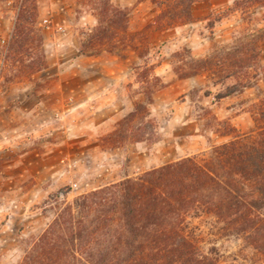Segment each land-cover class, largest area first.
I'll use <instances>...</instances> for the list:
<instances>
[{
  "label": "rangeland",
  "instance_id": "rangeland-1",
  "mask_svg": "<svg viewBox=\"0 0 264 264\" xmlns=\"http://www.w3.org/2000/svg\"><path fill=\"white\" fill-rule=\"evenodd\" d=\"M111 1L128 11L129 33L134 36L133 42L137 49H118L114 53L104 52L98 56L80 55L78 48L84 41L83 34L97 26L96 17L81 7L78 0H38L36 28L43 38L28 39L23 53L19 55L24 63L19 64L12 60L5 62V58L21 0H0V131L3 133L9 129L7 134L14 141L13 150L0 151V164L5 160L18 162V166L7 172L11 176L9 184L5 186L4 180L0 184V194L10 195L12 192L14 201L8 204V207L11 206V218L0 221V264L22 263L25 253L55 214L50 199L62 192L64 197L59 198V203L73 202L78 196L109 186L105 184L111 182L109 177L105 179V175H102L103 168L97 165L98 162L86 156V150L94 144L95 139L79 137L81 130L75 139L68 138L69 124L63 120L54 124L59 129L50 137L58 140L59 146L53 149V153L47 152L45 148V152L49 153V156H45L48 160L45 163H54L59 167L54 172L57 173L55 179L49 178L51 172L48 171L27 170L20 161L23 135L39 132L38 122H27L21 117V111L45 99L46 90L59 79L55 73L58 66L63 65L62 62L81 57L72 61L70 66L90 70L101 67L98 57L108 54L123 61L128 69L122 94L124 102L131 106L130 112L117 123L111 134L102 138L101 145L124 148L126 159L123 168L126 175L132 166L129 154L134 152V144H140L150 153L158 155V150L154 149L166 142L165 155H171H163L157 163H151L143 170L139 162L135 163L136 171L139 172L134 173L138 174L127 178H136L152 169L196 155L198 153H193L200 148L204 152L212 146L225 143L228 138L215 133L223 122L236 128L239 134H247L255 129L249 111L264 95V38L237 37L244 27L264 30V8L242 13L234 10L235 0H203L193 6L192 22L159 30L155 25L159 10L149 0ZM49 38L77 40L74 56L68 52L65 57L53 56L54 46L46 43ZM240 40L258 42V61L249 70L254 77L252 88L218 98L227 86L235 83L233 80H228L224 85L214 84L206 75L182 79L176 73L187 52L194 59H204L222 50L234 49ZM154 76L160 82L150 101L147 90L154 89ZM93 77L83 74L70 82L78 101L85 95L83 83ZM51 102L48 103L49 108ZM139 105L144 108L141 114L143 118L130 124L127 138L114 137L113 134L122 128L121 124ZM59 106L57 108L62 112L68 108L64 101ZM74 118L78 122L81 116L76 115ZM41 121L47 123L50 118L44 116ZM134 135L144 140L136 142ZM47 139L45 137L44 141ZM0 141L3 142L2 135ZM35 159L28 156L25 161L34 163ZM72 169L73 173H69ZM8 176L3 169L0 170V178ZM189 220V231L196 232L202 251L218 256L221 264H264V257L248 247L242 239L227 236L213 219L190 217Z\"/></svg>",
  "mask_w": 264,
  "mask_h": 264
},
{
  "label": "trees",
  "instance_id": "trees-1",
  "mask_svg": "<svg viewBox=\"0 0 264 264\" xmlns=\"http://www.w3.org/2000/svg\"><path fill=\"white\" fill-rule=\"evenodd\" d=\"M158 7L159 30L192 22L193 6L203 0H149ZM38 0H21L7 60L24 63L29 38H43L36 28ZM91 11L97 26L83 34L80 55L98 56L118 49H137L129 33V13L111 0H78ZM234 10L251 13L264 0H235ZM237 38H264V30L242 29ZM257 40H240L234 49L204 59L187 52L176 73L182 79L206 75L214 84L233 80L224 98L253 87L250 69L259 57ZM31 68V67H30ZM153 71V68H151ZM155 87L147 90L151 101ZM139 105L113 135L127 138L130 124L141 120ZM255 129L239 134L223 122L215 133L228 140L208 150L127 178L59 203L50 199L55 214L25 253L21 264H221L202 251L190 217L213 219L227 236L242 239L264 257V95L249 111ZM142 116V117H141ZM141 142L142 137L133 136ZM53 203L55 205H53Z\"/></svg>",
  "mask_w": 264,
  "mask_h": 264
},
{
  "label": "crops",
  "instance_id": "crops-1",
  "mask_svg": "<svg viewBox=\"0 0 264 264\" xmlns=\"http://www.w3.org/2000/svg\"><path fill=\"white\" fill-rule=\"evenodd\" d=\"M46 43L48 46H50V44L54 46L53 56L56 55L58 58L65 57L66 52L73 55L77 48V40L71 38H49ZM98 58H100L102 66L98 68L93 67L90 70L88 68L70 66L72 61L81 59V57L72 59V61L62 62L63 65H59L55 73L59 79L49 90H46L45 99H40L31 108L22 109L21 117L26 119L29 123L37 121V126L39 127V132H37V134H24L22 137L23 149L21 150L20 161L22 164L26 165L27 170L48 171L51 172L49 178L55 179L57 173L55 174L54 172H56L55 170H59V167L54 163L51 165L45 163L48 161L45 156H49V153L45 152V148L47 152L52 151L51 153H53L55 147L59 146L60 143H58V140H55V138L50 139V137L59 129V126L55 128L54 124H58L61 120L69 124L68 138L75 139L78 135L77 132L81 130L82 133L80 132L81 136L78 135L79 137L89 136L95 139L94 144L86 150V156L88 159H91V161L98 162L97 165L103 168L101 171L104 173L102 175H105V179L109 177L111 182L105 185L114 184L127 177H132V175H137L138 173H134L139 172L136 171L135 163L139 162L143 170L144 167H149L151 163H157L167 152L166 142L160 143V145L154 149V151L158 150V155L150 153L148 149L143 148L140 144L132 145L134 147V152L129 154V157L132 158V166L128 168V175H126L123 168L126 159L124 148H110L101 145L102 138L108 136L116 129L117 123L130 112L131 106L124 102L122 94L128 75V69L125 67L124 62L108 54H103ZM67 60H69V57ZM83 74H91L94 77L83 83L82 91L85 95L78 101L75 97L76 93H73L75 92V88L73 86L71 87L70 82ZM50 100L52 102L49 108L48 103ZM61 101H64V105L66 104L68 107L66 110H63V112L57 108L60 107L59 104H61ZM76 115L81 116L78 122L74 121ZM44 116L50 118V121L47 123L41 121ZM50 123L52 124L49 126ZM7 130L9 129H6V132L3 133L0 131V135L3 136V142L0 141V151L2 149H6L7 151L14 149L13 138H9V134H7L9 132H7ZM45 137L49 139L44 141ZM55 141L57 142L56 144H54ZM202 150L203 149L200 148L193 154L199 153ZM170 155L171 154H166L164 157ZM28 156L37 159H35L34 163H28L25 161V158ZM17 163L5 160L0 164V170L3 169L4 173L8 176L7 172L18 166ZM101 171L100 173H102ZM71 172L73 173V169L69 171V173ZM9 179H11V176L0 178V184L1 181L4 180V185H8ZM13 202L12 192L10 195L5 193L0 194V221L8 217L11 218V206L8 207V204H13Z\"/></svg>",
  "mask_w": 264,
  "mask_h": 264
}]
</instances>
